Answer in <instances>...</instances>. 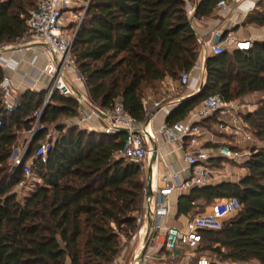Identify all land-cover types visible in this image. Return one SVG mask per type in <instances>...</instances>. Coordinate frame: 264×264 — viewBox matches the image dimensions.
<instances>
[{"label":"trees","instance_id":"obj_1","mask_svg":"<svg viewBox=\"0 0 264 264\" xmlns=\"http://www.w3.org/2000/svg\"><path fill=\"white\" fill-rule=\"evenodd\" d=\"M37 1L0 0V46L27 33ZM218 1L90 0L71 48L90 106L105 111L120 102L136 121L144 122L143 100L156 94L158 85L177 82L201 59L187 2L194 4V17L202 19L214 13ZM244 24L264 27V9L251 12ZM3 77L0 66V83ZM261 92L264 40H253L248 50L206 55L200 92L183 101L177 96L165 121L184 119L209 95L230 102ZM44 100L45 90H26L11 110L0 100V264H111L122 251V237L133 238L136 233L144 174L118 154L122 132L104 134L59 125L62 117L77 116L79 103L55 93L40 116L41 129L34 131L26 159L32 158L50 125L57 134L50 141L47 161L32 163V174L40 182L18 200L13 188L26 179L21 171H10L9 158L17 133L32 130L34 113ZM240 119L262 145L251 148L239 180L192 187L177 199V216L201 214L206 206L230 196L240 202L239 211L219 230L201 231L196 250L210 252L212 257L205 256L208 264H264V101L240 112ZM218 123L215 113L201 125L218 134Z\"/></svg>","mask_w":264,"mask_h":264},{"label":"built area","instance_id":"obj_2","mask_svg":"<svg viewBox=\"0 0 264 264\" xmlns=\"http://www.w3.org/2000/svg\"><path fill=\"white\" fill-rule=\"evenodd\" d=\"M233 1L234 3H239L242 0ZM89 2L90 0H38L36 7L30 12L27 20V33L17 42L0 46V54H2L5 50H28L32 47V43H40L41 52L45 58L44 64L39 68L33 67L39 77L34 78L32 75L35 80L30 81L31 84L26 90H34L40 78L48 77L49 84L45 89L44 103L49 101L55 93L65 97H73L79 104L82 102L81 97L78 96L71 85L72 80L83 82L82 76L78 72L72 58L71 48ZM74 6H84V13L75 32L68 34L65 28L64 15L67 11L72 10ZM216 7L223 11L229 10V4L225 0H219ZM252 41L251 39H239L230 32L225 33L220 29H216L208 39H199L201 58H205L208 54L219 55L226 51L248 50L252 46ZM6 64L7 62L0 58V66L3 68ZM195 73H199L202 80L203 60L199 59L189 71L182 72L179 80L177 82L173 81L174 83L169 87V90L175 93L177 86H189ZM176 83L177 86L175 85ZM0 92L5 97H10L11 94L17 96L23 93H17L11 78L8 76L3 77L0 83ZM5 103L7 102L5 101ZM6 105L9 110L14 108V106H9L8 103ZM88 106L90 107V112L85 114L83 118L87 119L92 114L104 117L105 122L100 130L104 134L123 132L124 142L118 154L136 164L143 174L147 171L149 159L152 158L151 164H155L160 155L161 147L155 143L157 136H161L164 143L182 146L184 150L183 160L190 172V175L185 179H179L178 172L175 169L167 175L158 176L156 174V181H160L161 185L158 186L156 183L155 200L152 202V190L151 195L146 196L144 189V205L147 208L136 218L137 230L135 238L140 234L141 226L145 219L148 218L150 221L152 233L146 243L145 253L139 259L138 256L141 251H133L127 262L118 256L111 264H152L153 254L150 251L158 244V235H154L155 232L161 234V247L166 251L185 247L196 250L201 240V231L219 230L226 218L239 211L241 205L238 198L230 196L214 202L208 212L198 214L188 220L184 228L166 224V218L170 212V202L167 196L171 191L177 189L187 191L192 187H203L222 181L234 182L239 180V172L234 171L233 176L225 168L226 165L242 168L244 162L251 154V151L242 150L239 145L241 141L254 142L255 140L240 119V112H243L244 104L236 100L225 102L217 94L209 95L202 99L199 106L190 110L184 119L174 123H167L164 120L155 131L149 126L148 121L152 117L153 109L159 110L163 108L162 100H154L152 107L147 105L145 99L143 100L147 124L142 127H137L140 122L136 121L123 108L120 102H116L111 109L105 111L95 110L90 106L89 102ZM42 108L37 112L38 119H40L42 114ZM215 113H218L219 116L218 130L231 136L232 140H222L216 142V146H206L202 142V138L208 135L212 139L214 133L202 126L201 123ZM33 133L34 131L31 136H33ZM51 139L47 136L43 142L38 144L29 162L26 161V147L22 151L13 149L9 158L10 171L19 170L23 175L29 176L32 173V163L34 161L40 164H44L47 161V154L51 148ZM149 142L153 143L152 147L148 146ZM218 159H221V166L216 164ZM151 202L153 203L152 206H150ZM208 262V258L202 256L198 257L192 264H208Z\"/></svg>","mask_w":264,"mask_h":264},{"label":"crops","instance_id":"obj_3","mask_svg":"<svg viewBox=\"0 0 264 264\" xmlns=\"http://www.w3.org/2000/svg\"><path fill=\"white\" fill-rule=\"evenodd\" d=\"M260 3H264V0H242L239 3H234L232 0L228 2L229 10L223 11L216 7L214 13L208 18L198 19L194 17V4L192 2H187V12L190 18L191 26L193 30L196 32L198 38L208 39L212 32L216 29H220L223 32H230L234 37L239 39H251V40H264V27H259L256 25L244 24L245 18L254 10H258L260 7ZM248 27L249 34L248 36H244V30L242 27ZM202 56V53H201ZM0 58L4 59L7 64L3 67L4 76H8L11 78L13 85L16 88L17 93L23 92L27 88H29L31 82L35 80L34 78L39 77L38 73L33 70V67L39 68L44 64V56L41 52L40 43H32V47L28 50L26 49H13V50H5L0 54ZM204 59V58H203ZM201 58V61L203 60ZM33 75V77H32ZM174 82L172 80L166 81L164 84L166 89L169 90V87ZM49 84L48 77H42L36 83L35 91L45 90L47 85ZM71 85L73 89L76 91L79 97H81L82 102L79 104L78 114L80 118V122L82 128L86 130H94L100 131L104 125L105 118L97 115H90L89 118L85 119V114L90 112V107L88 106L89 98L87 91L85 89L84 83L78 80H72ZM202 86L201 75L199 73H195L189 83V86L184 87L185 93L178 97V100L184 98L186 96H191L197 93ZM170 91V90H169ZM169 95L163 102V108L161 109H153L152 117L149 119V126L155 131L159 124L163 122L168 113L174 108L176 105L177 94L170 91ZM147 105L152 107V103L154 100L145 99ZM81 116V117H80ZM146 121L138 123L137 127H142L146 125ZM207 129V128H206ZM211 131V129H208ZM215 136V134H214ZM212 139L209 138L208 135H205L202 138V142L204 145H213L218 141H229L232 140V137H218L215 136ZM239 141V140H238ZM155 143L161 147L160 155L155 164H151L152 158L149 159L147 164V171L144 174L145 184L147 180V172L149 167H152V172L150 175V188L153 194V200H155V186L156 183L158 186L161 185L160 181H156V174L161 176L163 174L167 175L174 171V169L178 172L179 179H185L190 175L189 169L186 166L183 160V148L178 144H168L164 143V140L161 136H157ZM245 142H239V145ZM148 146L152 147L153 143L149 142ZM153 165V166H152ZM221 166V165H218ZM233 166L230 165V169ZM227 170V169H226ZM186 191L182 190H173L168 194V200L170 202V212L166 218V224L170 226H175L178 228H184L185 223L192 219L194 216L199 213H191L189 215H176V204L177 199L181 193ZM150 203V206L153 203ZM211 205V204H210ZM210 205L206 206L203 209V213L208 212L210 209ZM146 206L143 203V210H146ZM151 225L150 221L145 219L141 226V232L137 235L138 242L136 243V247H134V251L140 252L143 246L147 243L149 236L151 235ZM154 235H158L157 238V246L151 249V253L153 254L152 264H192L196 261L198 257L205 256L201 254L199 251L195 249H190L185 247L183 249H176L173 251H165L161 247L162 237L159 232H155ZM240 264V263H239Z\"/></svg>","mask_w":264,"mask_h":264},{"label":"rangeland","instance_id":"obj_4","mask_svg":"<svg viewBox=\"0 0 264 264\" xmlns=\"http://www.w3.org/2000/svg\"><path fill=\"white\" fill-rule=\"evenodd\" d=\"M37 1V0H36ZM264 9V3H262L259 7V10H263ZM84 13V6H74L72 8V10H69L65 13V28H66V32L68 34H72L73 32H75L76 27L79 23V21L81 20L82 16ZM250 25H247L245 27H242L244 30V36H248L249 34V30L248 27ZM177 86V83L175 84ZM177 91L175 92V94H177V96L183 95L186 91L184 88L178 87L177 86ZM156 94L153 95H149L146 99L149 100H163L165 98H167V96L169 95V93H171L169 90L166 89L164 83L160 84L157 86L156 88ZM174 93V92H173ZM20 95H10V97H5L1 92H0V100L2 101V105L5 107V109L7 108V103L9 104V106H15V104L17 103V100L19 98ZM5 101L7 103H5ZM235 101V100H234ZM236 101H238L241 104H244L245 107L242 109L243 112H247V111H251L253 110L259 102H263L264 101V92L261 93H251L248 94L244 97H241L239 99H236ZM43 106V105H42ZM42 108V107H41ZM40 108V109H41ZM9 110V109H8ZM39 111V110H38ZM36 111L34 113V117H35V121L33 123V127L32 130L29 132L26 131H19L18 134V138L16 140V144L14 146L13 149H18L19 151H22L25 147L28 148L29 144H30V140H31V134L33 131L35 130H39V128H41V124L39 123V119L37 118V112ZM81 117V116H80ZM81 120L79 118V114L77 112V116L74 119H70V118H61L58 121V124L63 126L64 128L70 125H76L78 126L79 129L82 128L81 123H79ZM213 132V131H212ZM215 136L218 137H228L229 135H226L224 133H215ZM57 134V131L55 130V127L53 125H50L48 127V131L45 134L44 139H41L38 141L37 144H40L41 142H43L47 136H49V138L51 139L53 136H55ZM124 136V134H123ZM214 136V137H215ZM231 137V136H229ZM33 138V137H32ZM255 139V138H254ZM262 145V142L255 139L254 142H245L242 143L241 149L242 150H246V151H251V148L253 147H259ZM36 150V148H35ZM34 150V151H35ZM13 151V150H12ZM27 162H29V159H26ZM10 165V163H9ZM235 166H233L230 169V166L226 165L227 172L228 173H232L233 172H239L238 176L239 178L242 175V169L241 168H234ZM240 167V166H239ZM33 171V170H32ZM25 176V181L20 183L19 185L15 186L13 188V192L16 194V197L18 200H22L25 196L29 195L31 193L32 190H34V188L36 187L37 183L40 182V179L34 175V174H30L29 176ZM234 176V175H233ZM236 180V179H235ZM138 242V238H135V235L133 236V238H126V237H122V244H123V248L122 251L119 253L118 256H120L122 259H124L126 262L130 259L131 255L133 254L134 251V247H136V243ZM201 254L205 255V256H209L211 255L210 252H205V251H199ZM212 257V255H211ZM182 264H184V262H181ZM233 264H239V263H233ZM240 264H258L255 261H251V262H247V263H240Z\"/></svg>","mask_w":264,"mask_h":264},{"label":"water","instance_id":"obj_5","mask_svg":"<svg viewBox=\"0 0 264 264\" xmlns=\"http://www.w3.org/2000/svg\"><path fill=\"white\" fill-rule=\"evenodd\" d=\"M201 90V88H200ZM200 90L198 92H200ZM197 94V93H195ZM194 95V94H193ZM192 96V95H191ZM190 96H186L184 98H181L180 101H183L185 99H188ZM48 101L44 103L43 108H42V112L45 109L46 105H47ZM123 133V132H122ZM154 158V157H153ZM151 171H152V167L150 166L147 172V180H146V184H145V195L146 196H150L151 195V188H150V175H151ZM147 248V244L144 245L143 249L141 250L140 254H139V259L142 258L143 254L145 253Z\"/></svg>","mask_w":264,"mask_h":264}]
</instances>
